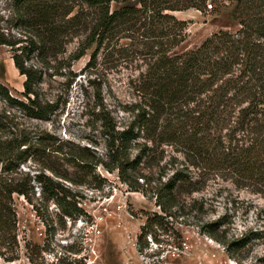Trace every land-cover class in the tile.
Segmentation results:
<instances>
[{
  "label": "trees",
  "instance_id": "1",
  "mask_svg": "<svg viewBox=\"0 0 264 264\" xmlns=\"http://www.w3.org/2000/svg\"><path fill=\"white\" fill-rule=\"evenodd\" d=\"M112 1L123 4L111 8ZM129 1L9 0L6 16L0 0V44L11 47L14 64L25 76L21 97L0 82V98L9 107L0 109V258L7 262L22 256L15 195L32 205L46 227L44 244L24 242L29 262L44 264L46 244L57 227L67 218L87 219L80 187L102 186L99 165L116 171L131 190L150 194L159 208L145 211L137 237L140 251L148 247L149 234L160 241L158 229L170 231L181 247L175 224L199 225L187 216L201 220L207 212L205 199L194 193L211 179L230 180L264 196V0H238V29L215 31L181 52L174 50L186 40L189 21L173 12L206 11L207 0ZM8 20L25 29L26 38L12 39L5 31ZM82 33L78 48L65 56L62 42ZM92 45L88 68L103 54L115 55L113 50L116 60L141 63L131 81L134 100L123 108L129 114L123 126L103 99L97 100L92 126L105 137L103 154L23 120L49 119L57 111L61 97L48 96L45 76H63L70 86L77 76L73 63ZM145 164L163 171L156 181L141 171ZM201 228L218 238L216 221ZM246 244L243 237L231 241L228 250Z\"/></svg>",
  "mask_w": 264,
  "mask_h": 264
},
{
  "label": "rangeland",
  "instance_id": "2",
  "mask_svg": "<svg viewBox=\"0 0 264 264\" xmlns=\"http://www.w3.org/2000/svg\"><path fill=\"white\" fill-rule=\"evenodd\" d=\"M138 2L130 0L128 3ZM237 2L207 0L206 11L192 7L174 11L177 17L189 21L187 38L174 51L195 48L220 29H238L240 24L234 18ZM122 4L112 1L111 8ZM1 5L3 13L8 16L11 7L9 0H1ZM4 25L12 39L26 38L27 31L16 25L15 21H5ZM84 38L85 34L82 33L67 42L64 40L62 47L64 45L67 50L65 56L76 50ZM128 42V39L121 41L124 45ZM93 49L94 45L73 63L77 76L70 86L65 85L66 78L63 76H45L42 87L48 96L53 99L58 95L61 97L57 111L49 119L24 117L23 120L62 139L91 145L103 154L106 151L105 137L92 126L95 112L99 110L97 100L102 98L112 110L118 125L123 126L129 119V114L123 108L134 100L131 81L141 63L117 61L116 51L113 50L115 55L103 54L95 66L88 68ZM12 54L9 45L0 44V82L6 84L15 96L21 97L25 76L15 66ZM4 107L9 108L0 98V109ZM91 139L97 143H91ZM171 153V149L167 148L168 158ZM142 167L141 171L152 175L154 181L163 172L155 165L152 169L146 164ZM97 171L105 178L101 187H94L95 182L80 187L86 196L82 206L87 211V219L67 218L65 226L57 227L46 244L48 250L43 253L44 264H69L77 260L84 262L82 264H264V196L251 188L237 187L230 180L211 179L204 190L194 193L195 197L205 199L207 212L200 216L201 220L187 216L199 225L175 224L182 234L181 247L176 246L178 243H174L173 236H169L170 231L162 233L158 229L156 233L160 241L149 234L148 247L140 251L137 237L145 222V211L159 210L154 198L142 191L131 190L120 181L116 171L109 172L101 165ZM169 172L167 170L166 174ZM15 202L22 256L13 262L0 258V264H32L25 256L24 242L31 239L44 244L46 227L23 196L15 195ZM50 211L55 215L53 203ZM208 221L219 224L218 238L202 231L201 225ZM243 237L247 240L245 246H234L228 250L231 241Z\"/></svg>",
  "mask_w": 264,
  "mask_h": 264
}]
</instances>
